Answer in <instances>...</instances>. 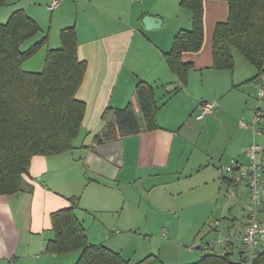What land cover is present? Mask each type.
<instances>
[{"label":"crops","instance_id":"crops-1","mask_svg":"<svg viewBox=\"0 0 264 264\" xmlns=\"http://www.w3.org/2000/svg\"><path fill=\"white\" fill-rule=\"evenodd\" d=\"M4 1L0 23L6 24L14 12L22 10L39 25L40 32L23 50L48 37V44L23 64L26 72H42L48 50L62 46L61 31L74 28L78 59L86 63L76 98L86 104V111L71 151L35 156L23 177L28 190L0 196V264H75L80 252L55 255L46 250L55 239L52 215L71 208L73 199L77 201L74 213L89 242L107 246L124 258L125 247L143 235L140 189L146 192L159 187L167 175L189 178L213 167L226 175L221 176V183L231 187L236 176L227 175L224 168L234 161L248 164L247 151L253 142L262 147L258 161L264 180V119L255 131L240 125L242 121L250 124L257 108L264 112V100L259 99L264 75L257 82L250 81L256 71L242 62L240 70L236 63L233 70L213 69V36L216 26L228 20L226 1H203L204 42L199 52L183 54V61L191 65L184 87L164 57L174 36L192 28V13L181 6V0H59V7L52 11L48 6L54 0ZM147 15L160 18L162 26L147 30L142 23ZM141 81L155 88L161 105L157 113L160 128L97 144L96 136L113 120V110L130 104L139 110L135 89ZM206 103L215 105L213 113L197 120ZM186 149H190L189 158H184ZM235 199L242 218L232 215L229 207L223 208L221 212L228 210L231 219L227 227L215 225L213 234L223 230L217 240L245 231L250 209L245 183ZM259 219L264 222V202ZM237 221H242L240 228ZM199 226L172 232L173 240L166 239L170 231L161 226L159 239L178 247L194 240ZM204 241L215 240L204 236L199 243ZM212 250L230 251L235 261L241 257L238 241Z\"/></svg>","mask_w":264,"mask_h":264},{"label":"trees","instance_id":"trees-1","mask_svg":"<svg viewBox=\"0 0 264 264\" xmlns=\"http://www.w3.org/2000/svg\"><path fill=\"white\" fill-rule=\"evenodd\" d=\"M203 1L181 0V6L192 13V28L180 30L170 51L164 54L183 87L191 69L183 61V54L199 52L204 42ZM224 1L228 3L229 15L214 32L213 69L233 70V50H237L256 71L250 81L257 82L264 75V0ZM4 5L5 1L0 0V8ZM39 32V25L22 10L14 12L6 24L0 23V196L27 191L23 177L28 174L32 159L71 151L82 131L86 104L76 98V93L83 82L86 63L78 59L75 30L61 31L62 46L48 50L42 72H26L23 64L48 44V37H43L23 50L22 46ZM135 97L139 110L132 104L113 110V120L107 121L102 133L96 136L97 144L160 128L157 113L161 105L155 88L141 81ZM76 202L73 199L71 208L52 215L55 239L47 244V252H80L75 264H131L107 246L89 242L74 213ZM240 256L235 261L230 251L220 254L211 250L193 264H248L242 247ZM136 264L165 263L159 255L150 254ZM252 264H264V248Z\"/></svg>","mask_w":264,"mask_h":264},{"label":"rangeland","instance_id":"rangeland-1","mask_svg":"<svg viewBox=\"0 0 264 264\" xmlns=\"http://www.w3.org/2000/svg\"><path fill=\"white\" fill-rule=\"evenodd\" d=\"M233 54L237 70H240L241 62L249 65L237 50H233ZM190 154V149H186L184 158H189ZM221 176L226 175L213 167L201 174L194 173L189 178L185 175L183 177L167 175L161 180L163 183L159 187L146 192L140 189L142 211L139 228L143 235L137 236L132 240L131 245L125 247L124 258L131 259V264H136L152 254L150 252H154L153 254L159 255L165 264L198 262L203 254L199 250L192 249L191 246L199 243L204 236L214 240L222 237L223 230L217 235L213 234L215 233L214 228L217 223L228 226V221L231 219L228 210H232V215L240 216V220L242 218L241 208L237 206L236 199L232 200L229 197L230 191L235 188L221 183ZM242 205L246 208L245 201ZM225 207H229L227 212H221ZM236 223L240 228L242 221ZM195 224H200L196 227V230L200 232L198 231L195 241L192 240L189 243L185 241L180 246L178 245L179 248L159 239L161 232L163 233L161 226H165L170 231L166 239L173 240L171 239L172 232L186 229L190 231L191 226ZM147 232L149 235H144Z\"/></svg>","mask_w":264,"mask_h":264},{"label":"built area","instance_id":"built-area-1","mask_svg":"<svg viewBox=\"0 0 264 264\" xmlns=\"http://www.w3.org/2000/svg\"><path fill=\"white\" fill-rule=\"evenodd\" d=\"M60 5L59 0H54L49 6L50 11L57 9ZM259 99L264 100V86L259 92ZM215 105L203 104L200 107V113L196 116L197 120L204 119L205 116L211 115ZM264 119V112L257 108L254 111L253 120L250 124L241 122L243 128H251L256 130ZM262 151L261 145L253 142L247 151L248 164L243 165L238 161L232 162L224 168V173L227 175H235L233 187L229 197L231 199L238 196V188L245 183L249 192L250 209L248 214V223L245 231L237 236L227 237L223 240H215L208 242L196 243L191 246L192 249H200L203 253L207 254L216 245H224L238 241L240 246L245 249L247 255V263L252 264L253 260L261 252V241L264 240V222L259 219V210L264 202V180H263V167L258 161V156ZM219 226V223L216 224Z\"/></svg>","mask_w":264,"mask_h":264},{"label":"water","instance_id":"water-1","mask_svg":"<svg viewBox=\"0 0 264 264\" xmlns=\"http://www.w3.org/2000/svg\"><path fill=\"white\" fill-rule=\"evenodd\" d=\"M142 23L147 30H154L160 28L163 21L158 17L147 15L143 18Z\"/></svg>","mask_w":264,"mask_h":264}]
</instances>
